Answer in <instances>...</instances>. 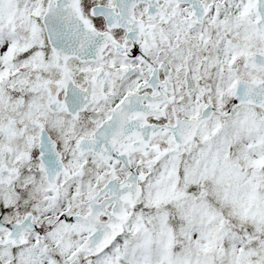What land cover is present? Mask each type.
<instances>
[{
  "label": "snow or ice",
  "instance_id": "1",
  "mask_svg": "<svg viewBox=\"0 0 264 264\" xmlns=\"http://www.w3.org/2000/svg\"><path fill=\"white\" fill-rule=\"evenodd\" d=\"M0 264H264V0H0Z\"/></svg>",
  "mask_w": 264,
  "mask_h": 264
}]
</instances>
